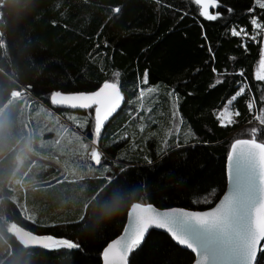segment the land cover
Returning a JSON list of instances; mask_svg holds the SVG:
<instances>
[{
  "label": "trees",
  "instance_id": "trees-1",
  "mask_svg": "<svg viewBox=\"0 0 264 264\" xmlns=\"http://www.w3.org/2000/svg\"><path fill=\"white\" fill-rule=\"evenodd\" d=\"M218 4L210 12L221 18L208 21L190 0H0V264H102V250L122 232L134 203L204 209L219 199L232 143L264 142L255 119L264 110V81L255 79L263 39L231 35L234 27L253 34L250 19L264 23V16L258 8L249 13L254 0ZM11 16L22 17L27 43L74 68L88 85L118 83L123 100L101 129L99 165L89 144L93 113L55 108L50 94L33 98L9 47ZM240 86L245 94L230 109L239 115L222 127L218 114ZM49 121L64 133L70 124L74 138L43 133ZM60 166L72 174L66 181L57 179ZM116 201L120 207L110 216ZM14 225L72 246L27 247L12 235ZM127 260L191 264L194 255L149 229Z\"/></svg>",
  "mask_w": 264,
  "mask_h": 264
},
{
  "label": "snow or ice",
  "instance_id": "snow-or-ice-1",
  "mask_svg": "<svg viewBox=\"0 0 264 264\" xmlns=\"http://www.w3.org/2000/svg\"><path fill=\"white\" fill-rule=\"evenodd\" d=\"M156 2L160 4L162 0ZM192 2L198 6V14L208 21L221 18L219 12L213 14L209 11L210 8L220 6L218 0H190V3ZM257 8L264 16V0H254V6L248 11L255 13ZM228 11L231 12V9ZM250 24L254 26L253 34H249L246 28L237 30L234 27L231 35L246 37L250 41H256L257 37L264 39V23L253 15ZM242 46L246 47L244 41ZM239 75L243 76L244 73L241 71ZM255 79L264 81V56L259 61ZM142 83H147V73L144 74ZM147 91L152 93L156 90L149 88ZM245 91V87L240 86L228 100L225 108L219 112L218 121L222 127L234 123L232 117L238 116L239 112H232L231 105L244 95ZM144 96L145 92L141 90V100ZM50 99L55 106L94 109L93 143H96L105 122L120 107L123 96L118 83L105 82L99 90L92 93L62 94L55 91ZM254 106L255 98L249 101V110L251 111ZM261 113L255 119L261 125L260 132H264V110H261ZM256 135L257 129H253L252 136ZM82 147L87 148V145ZM91 159L97 165L100 164L101 155L95 148L91 151ZM228 174L230 179L228 192L217 206L209 211L195 212L179 208L158 211L150 204L145 206L134 203L124 233L109 243L103 252L105 264H127L129 254L141 245L145 234L152 227L166 230L180 245L191 249L198 255L197 264H257L259 255L264 253V142H258L256 138L236 139L228 156ZM45 240L52 244L72 246L67 240L51 236Z\"/></svg>",
  "mask_w": 264,
  "mask_h": 264
},
{
  "label": "rangeland",
  "instance_id": "rangeland-1",
  "mask_svg": "<svg viewBox=\"0 0 264 264\" xmlns=\"http://www.w3.org/2000/svg\"><path fill=\"white\" fill-rule=\"evenodd\" d=\"M211 9L212 8H210L209 11H211ZM22 25V17L11 16L9 18V47L14 53L18 54L20 58V62L27 73L29 83L34 90L33 98L38 100L39 96L51 94L55 91L63 93L71 91H86L94 88L83 81V79L76 77V70L74 68H67L62 64L57 65L55 63L57 61L52 60L48 54L39 51L38 46L27 43L23 38ZM30 44L32 46H30ZM262 48L264 50V39L262 40ZM36 51H39L41 55ZM257 70L258 69H256V72ZM49 112H47V116L50 115L54 118H58L57 115L52 112V114H50ZM39 115H41V113H39ZM81 117L82 119H86L87 114H82ZM232 119H234V116ZM67 127L68 128L64 133L63 126L60 127V125L49 121L44 124L42 131L43 133L50 132L57 137L63 132L64 134H67V139H73L74 135L69 131V127H71L70 124ZM94 140L95 137H93L92 140H89V144H91L92 148L96 149L97 142L93 143ZM60 170L57 179L66 181L70 178L69 176L72 175L70 171L66 170L65 166H60Z\"/></svg>",
  "mask_w": 264,
  "mask_h": 264
},
{
  "label": "water",
  "instance_id": "water-1",
  "mask_svg": "<svg viewBox=\"0 0 264 264\" xmlns=\"http://www.w3.org/2000/svg\"><path fill=\"white\" fill-rule=\"evenodd\" d=\"M110 83H112V82H110ZM103 84H101L99 86H95L92 90H86V91H71V92H63V93L61 92V93L62 94L92 93V92H95V91L99 90V88L102 87ZM51 94L49 96V99L51 97ZM50 103H51V99H50ZM121 104H122V101L120 102V107H121ZM51 105L53 107H55V108H61V109L70 110V111L88 110V109H72V108L67 107V106H55L52 103H51ZM120 107L117 109V111L120 109ZM115 113H113L112 116ZM94 116H95V112H94ZM112 116L109 117V119L105 122V124L111 119ZM229 187H230V179H229V174H228V159H227V163H226V188H225L223 194L219 197V199L213 205H211L210 207H207V208H204V209H192V208H186V207H182V206H172V207H167V208H158V207L154 206L153 204H150V205H152L158 211H166V210H170V209H173V208H179V209H183V210H186V211H195V212L209 211V210H211V209H213V208H215L217 206V204L220 202V200L223 198V196L228 192ZM147 205H149V204H147ZM147 205H145V206H147ZM130 210H131V207L129 208V210L127 212V217H126L125 225L123 227L122 232L118 236H116L114 239H112L109 243H111L112 241H115L116 239H118L124 233V230H125L128 222H129V212H130ZM150 229H154L156 231H159V232H162V233L166 234L167 236H169L173 240V242L175 244H177L181 248H183V249L191 252L194 255V260H193V262L191 264H197L198 255L195 254V253H193L192 250L191 249H188L186 246L180 245L171 236V234L168 233L166 230H164V229H156L155 227H152ZM12 235L15 237V239L17 241H19L23 245H25L27 247H30V248H35V247H49V246L56 245V244H52L51 242H47L45 240V238L46 237H49L50 235H40V234H36V233H33V232H31V231H29L27 229L22 228L21 226H18V225H14L12 227ZM51 237H53V236H51ZM53 238H55V237H53ZM65 245H68L69 246V244H65ZM107 245L104 247V249L101 252L102 264H105V260H104V257H103V252H104L105 248L107 247ZM127 264H128V260H127Z\"/></svg>",
  "mask_w": 264,
  "mask_h": 264
},
{
  "label": "clouds",
  "instance_id": "clouds-1",
  "mask_svg": "<svg viewBox=\"0 0 264 264\" xmlns=\"http://www.w3.org/2000/svg\"><path fill=\"white\" fill-rule=\"evenodd\" d=\"M120 207V202L116 201L114 202L108 209L107 212L111 216L112 213L117 212Z\"/></svg>",
  "mask_w": 264,
  "mask_h": 264
},
{
  "label": "flooded vegetation",
  "instance_id": "flooded-vegetation-1",
  "mask_svg": "<svg viewBox=\"0 0 264 264\" xmlns=\"http://www.w3.org/2000/svg\"><path fill=\"white\" fill-rule=\"evenodd\" d=\"M49 96H48V98H49ZM49 101H50V99H49ZM59 109H61V108H59ZM84 111H91L93 113V116H94V109L82 110L81 112H84ZM74 112H77V111H74ZM94 124H95V120H94Z\"/></svg>",
  "mask_w": 264,
  "mask_h": 264
}]
</instances>
